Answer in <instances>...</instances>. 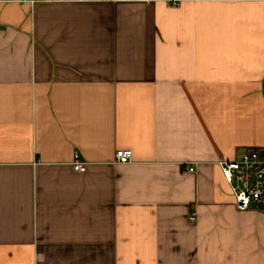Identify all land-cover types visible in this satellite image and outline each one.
Wrapping results in <instances>:
<instances>
[{
  "label": "crops",
  "instance_id": "crops-1",
  "mask_svg": "<svg viewBox=\"0 0 264 264\" xmlns=\"http://www.w3.org/2000/svg\"><path fill=\"white\" fill-rule=\"evenodd\" d=\"M253 147L264 0H0V264H264Z\"/></svg>",
  "mask_w": 264,
  "mask_h": 264
},
{
  "label": "built area",
  "instance_id": "built-area-1",
  "mask_svg": "<svg viewBox=\"0 0 264 264\" xmlns=\"http://www.w3.org/2000/svg\"><path fill=\"white\" fill-rule=\"evenodd\" d=\"M132 154L131 149H118L115 162H129L132 160ZM218 163L231 186L237 208L243 210L255 206L264 209V149L248 148L239 157L222 159ZM73 165L81 171L86 168L78 153ZM189 169L194 170V166H189ZM189 218L195 220L196 212H192Z\"/></svg>",
  "mask_w": 264,
  "mask_h": 264
}]
</instances>
